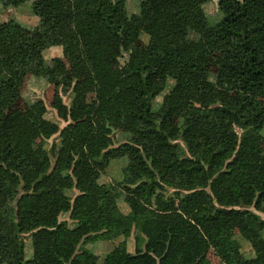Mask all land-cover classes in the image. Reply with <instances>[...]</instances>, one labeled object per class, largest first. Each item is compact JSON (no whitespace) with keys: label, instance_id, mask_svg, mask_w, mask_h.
I'll return each mask as SVG.
<instances>
[{"label":"trees","instance_id":"trees-1","mask_svg":"<svg viewBox=\"0 0 264 264\" xmlns=\"http://www.w3.org/2000/svg\"><path fill=\"white\" fill-rule=\"evenodd\" d=\"M209 1L139 0L130 13L126 0H31L40 19L35 40L19 21L0 26V264H32L23 235L44 247L68 209L72 233L123 240L100 258L57 238L38 264H210L211 248L222 264H264V0H218L207 15ZM111 38L128 53L120 69ZM60 44L75 45L76 61L67 67L53 57L43 71L57 89L53 106L69 120L63 128L45 118L40 99L12 110L38 47ZM170 81L153 108L149 93L158 96ZM70 89L68 106L61 91ZM57 132L49 149L45 139ZM117 160L121 178L101 182ZM107 200L130 211L106 209ZM233 224L254 256L229 234Z\"/></svg>","mask_w":264,"mask_h":264},{"label":"rangeland","instance_id":"rangeland-1","mask_svg":"<svg viewBox=\"0 0 264 264\" xmlns=\"http://www.w3.org/2000/svg\"><path fill=\"white\" fill-rule=\"evenodd\" d=\"M127 7L129 12H136L139 6V0H126ZM31 0L27 3L20 5L18 7H2L0 6V26L8 21L16 20L24 24L28 28V32L25 36L27 41H33L37 37L38 31L40 29L39 17L33 13L31 9ZM204 10L207 15H214L219 10L218 0H210L204 5ZM144 39L147 41L148 37L145 36ZM110 49L114 50L113 56V66L115 68H122L125 61L128 58V53L123 50V46L121 43V39L109 40ZM53 57H60L66 66H70L72 63L76 61V47L73 44H60V45H52V46H40L37 49V66L34 68H26L25 69V79L21 86V95L18 101L13 105L12 110L15 108H25L31 102H34L38 99L42 100L46 106L45 118L56 122L59 124L60 128H63L67 125L69 120H66L58 114L57 109L53 106L52 102L54 99V95L57 91L56 86L53 82L48 81L44 76L43 65L46 60H49ZM215 56L213 57V60ZM212 59L210 60L212 66V73L214 72L215 64ZM114 81L117 84H121L123 78H115ZM173 81H170L166 88L156 97H151L149 93V102L153 108L159 107L163 97L166 93H168ZM63 102L69 106L71 103L73 92L70 89L67 92L61 91ZM88 101L95 102V96L92 92L88 94ZM111 126L114 131V136L117 139H122L124 137V132L122 128L115 122H111ZM59 142V132L51 136L50 138L45 139L46 147L49 149L54 143ZM260 151L264 153V127H263V138L260 142ZM260 154H251L253 157H258ZM55 161V158L52 157V165ZM123 161L117 160L113 161L109 164L108 167L102 172L100 176V181L105 183H114L115 181L121 178V174L123 171ZM166 198L171 196L173 193V188L167 186ZM79 193L77 188H74L70 191V196L72 198L71 202H73L75 196ZM106 209H114L119 208L122 212L128 213L130 211V206L127 202L121 200H107L105 204ZM260 214L264 217V213L260 212ZM77 222L75 219L71 218V209L62 211L58 218V223L56 226V235L49 237L46 241L44 247L36 246L33 242V237L31 234L23 235V239L25 242V256L27 259L32 260V264H38L43 257L44 251H49L55 244L57 238H62L65 240L71 241L77 248H81L83 245L87 248L91 249L95 252L100 258H103L104 255L114 248L116 245L121 243L123 237H119L117 239H87L86 234H74L72 233L75 228ZM228 232L233 237L237 238L242 244V250L247 256H254L255 251L252 248L250 241H248L243 235L239 232L236 225H231L228 229ZM128 251H135V233L134 231L126 240ZM208 258L210 260V264H222V261L218 254L216 253L214 248H211L208 252Z\"/></svg>","mask_w":264,"mask_h":264}]
</instances>
